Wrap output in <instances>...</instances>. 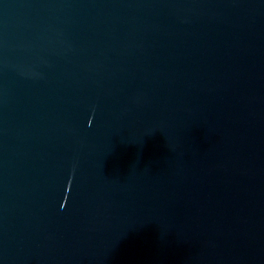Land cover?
Wrapping results in <instances>:
<instances>
[{
  "label": "water",
  "instance_id": "1",
  "mask_svg": "<svg viewBox=\"0 0 264 264\" xmlns=\"http://www.w3.org/2000/svg\"><path fill=\"white\" fill-rule=\"evenodd\" d=\"M0 264H264V0H0Z\"/></svg>",
  "mask_w": 264,
  "mask_h": 264
}]
</instances>
